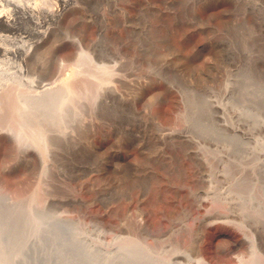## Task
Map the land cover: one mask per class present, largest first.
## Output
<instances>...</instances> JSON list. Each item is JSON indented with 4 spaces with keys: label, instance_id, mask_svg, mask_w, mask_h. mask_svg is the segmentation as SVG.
<instances>
[{
    "label": "rangeland",
    "instance_id": "rangeland-1",
    "mask_svg": "<svg viewBox=\"0 0 264 264\" xmlns=\"http://www.w3.org/2000/svg\"><path fill=\"white\" fill-rule=\"evenodd\" d=\"M31 2L42 22L0 6L18 29L0 35L37 45L29 78L76 87L63 121L4 105L0 217L44 209L103 250L132 244L126 264H264V0ZM19 58L0 53L15 97L33 93Z\"/></svg>",
    "mask_w": 264,
    "mask_h": 264
},
{
    "label": "bare ground",
    "instance_id": "bare-ground-1",
    "mask_svg": "<svg viewBox=\"0 0 264 264\" xmlns=\"http://www.w3.org/2000/svg\"><path fill=\"white\" fill-rule=\"evenodd\" d=\"M31 1L30 0H0V6L1 7L2 6L14 7L13 9L16 13H18V15H19V13L22 14L23 17L27 18V20L30 19V21L28 20L29 22L32 21V22H34V24L33 23L32 24L36 25L35 24L36 20H37V22L41 21V20L38 21V18L40 19L39 16H41L42 13H47V12H44L42 10V7H38V3H32ZM62 10L63 9H61V11H60L58 9V13L61 14ZM9 14L10 13H8V11L4 13L2 10H0V21H1L0 23L2 25H4L5 29L13 31L14 29H17V27L15 28V26H14L15 23H13L14 19L12 20V18H11L12 16ZM44 18H45V16H44ZM38 24H39V27L42 25V24L40 25V23H38ZM35 27H37V26H35ZM34 31H35V29H34ZM39 31L40 30L35 31V32L32 31L31 33H27L26 37L30 38V37L34 36V34L37 35L40 33ZM16 32H18V31H16ZM21 32H22V29H21ZM23 32H25V30ZM3 36L0 35V53H2L3 55H6V56L11 55V56L20 57L19 59L22 60L24 66H25V68L23 66H20V69H18V71L20 70V73H21L20 75H22L21 76L22 80L26 75H27V78L31 77V76H28V73L30 74L31 73L30 71L35 69V67L32 69L29 66V64L31 62L28 64V62L30 60H27V59L30 57L31 52L33 50H35L37 45L36 46L32 45V47H30V49H28V47L31 44H29L30 39L28 40L26 38L27 41H22V44L20 43L21 45L19 44V46L17 45L19 43V41H18V43L16 44L17 48H15V50H14L12 47H10V48L8 47L9 45L6 44V41H8L7 40L8 38L6 36L4 38ZM32 40H34V39H32ZM13 41H14V39H13ZM9 42L13 43L11 40ZM28 50H31V51H28ZM24 56L27 58H25ZM36 56L40 57V55H36ZM42 56H41V58H42ZM84 56H85L84 52L82 50H79L78 51L79 61L82 60V57H84ZM35 57H31V58H35ZM34 61H36V59ZM38 62L39 63L36 64V67L39 68L40 63H42L41 67H42V65H44L43 64L44 59H43V62L39 61V60H38ZM46 63H45V65H46ZM48 65L46 66V68L49 70ZM31 66H32V63H31ZM46 68H44V69H46ZM79 68H80V65L78 67L77 72H79V70H80ZM39 70H41V69H38V71ZM187 70H189V69H187ZM41 71H44V70H41ZM64 71H65V68H64ZM34 72H36V71H34ZM34 72H32V73H34ZM103 72L105 74H110L109 70L106 67H103ZM39 73L41 74V72H39ZM42 73L44 74V72H42ZM104 73H102V74H104ZM194 74H197V73L195 72ZM199 77H200V75H199ZM13 78L14 77H12L10 79H13ZM10 79H8V80L10 81ZM39 79L36 77L25 79V81L28 83V84L27 83L26 84L29 85V87L31 88L33 93L32 94L26 93V92H28V90L25 88V90H23V91L27 90L26 92H22L20 94L18 92L19 97H18V95H16L18 98L13 95V90L26 86V85H24L25 82L24 83L22 82L23 85L20 84L22 86H19L17 88H16V85H17L16 83H19L20 81L17 80L18 82H13V84H16L15 87L12 88L13 90L8 89L10 84L7 87H5L6 84L4 83V81L1 82L0 83V114L3 111H5V110H2V109H4L3 107L5 105V109H7L10 113H15V112L18 113V115L17 114H15V115L20 116L19 118H21L24 122H26V124H24L23 121H20V119L18 117H17V120H19V121H16V122H18V124L20 122H22V124L24 126L27 125V123L29 124L30 123L29 121L35 122V120H33V119H36V117H38L36 119L38 121V119H41V118H43V116H46L49 114L52 115V117L50 119L51 121H52V119H57V118H59L58 120L61 119L63 121V119H62L63 115L65 116V114H66V113H63L64 111H66V110L63 111V109H64L63 107L66 106V104H65L66 95L65 94L67 93L68 89H69V91L74 92L76 85L72 86V84H71V82H69V80L66 82H62L63 85L59 86L58 82L55 80L48 82V80H43V78L42 79L39 78ZM8 80H5V81L8 82ZM58 81H59V79H58ZM104 81L108 82V79L104 78ZM10 83H12V82L10 81ZM12 86H14V85H12ZM11 87H9V88H11ZM15 92H16V90H15ZM77 92H78V90H77ZM70 93H72V92H70ZM37 106H39V107H37ZM42 106H45V108H43ZM52 107H54V108L58 107V108H56L57 110H55ZM52 109H54L56 111V114L51 112V111H53ZM5 115H6V113H5ZM51 115H49V116H51ZM7 116L10 117L9 114ZM9 117H7V118H9ZM3 118H5V117H1L0 121H2ZM46 118H49V117L47 116ZM44 120L47 121L46 119H44ZM50 120H49V122H50ZM53 122H54V120H53ZM22 124H21V127H22ZM37 128H38V130L40 129L41 133L45 132V130L42 129L43 127L42 128L37 127ZM18 129H20V128H18ZM13 130L15 132H13V133L11 132V134H13L15 138L20 140L21 138H19V133H20L21 129L19 131L15 130V129H13ZM40 131L36 132V135H37V133L39 134ZM65 132H67V131H65ZM46 133H48V132H45L44 135L47 136L48 134H46ZM42 134L40 137H42ZM44 135H43L44 142H47V139H46L47 137H44ZM40 137H39V139L41 141L40 144H43ZM59 137H61V136L58 135V138ZM96 147L99 148L100 146H96ZM45 167H46V165L44 166V168ZM116 180H118V179H116ZM29 212H30V216L25 220L21 219V220L14 221L13 219H10V218L0 217V264H126L127 260H129V259L133 260V258H134L133 255L131 256V255L125 254L126 250L130 249L133 246L130 243L127 244L125 242L124 244H126V245L123 244V246L122 245H120V247L118 246V249H119L118 252L119 253L115 249L110 250V251L107 249L103 250V248L101 247L102 242L100 243L101 245H98V243L96 242L97 240L84 237L83 236L84 234L80 231L81 230L80 227L73 228V222L65 221V220H61V219L55 220L51 216L46 215L44 212V209H40V210L39 209H35V210L30 209ZM249 241L252 243V245L250 243H249V245H251V247H253L252 239H249ZM31 248H32V250H30ZM182 257L185 258V256H182ZM140 260H139V262H140ZM241 262H240V264H244L243 262L242 263ZM249 264H252V263H249Z\"/></svg>",
    "mask_w": 264,
    "mask_h": 264
}]
</instances>
